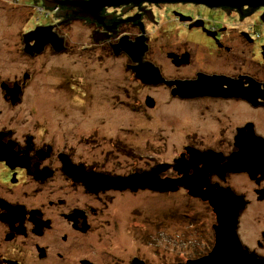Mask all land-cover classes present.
Masks as SVG:
<instances>
[{"label":"flooded vegetation","instance_id":"af4514ba","mask_svg":"<svg viewBox=\"0 0 264 264\" xmlns=\"http://www.w3.org/2000/svg\"><path fill=\"white\" fill-rule=\"evenodd\" d=\"M19 7L33 23L21 35L24 49L35 31L49 43L39 54L13 50L7 61L0 50V264H149L142 229L136 228L133 246L115 245L109 234L117 224L109 207L119 196L142 191L100 183L90 189L86 179L129 178L155 168L118 173L105 161H86L82 121L75 140L60 110L52 114L53 102L31 94L40 86L38 60H66L74 50L85 53L88 63L69 78L65 101L82 91L84 103L86 87H92L88 96L99 91L92 66L102 57L108 73L128 81L127 96L133 82L169 93L166 101L146 94L145 100H154L149 109L167 106L178 124L175 133L184 134V125L195 132L179 142L175 159L166 163L172 177L166 178H199L207 196L210 189L237 196L243 255L264 264V0H0L6 23L0 32L16 33ZM75 24L83 30L77 48L69 40ZM21 52L28 65L23 76ZM137 75H150L151 83ZM178 189L192 197L185 186ZM213 239L209 252L190 259L208 256L216 233ZM195 245L191 240L183 252L195 254Z\"/></svg>","mask_w":264,"mask_h":264},{"label":"rangeland","instance_id":"374dc122","mask_svg":"<svg viewBox=\"0 0 264 264\" xmlns=\"http://www.w3.org/2000/svg\"><path fill=\"white\" fill-rule=\"evenodd\" d=\"M15 15L16 20H13L12 28H15L16 33L10 36L0 32V50H5L6 61L13 59V50L24 49L21 35L33 24L26 21L27 17L20 7L15 9ZM3 24L6 23L1 19V28ZM82 31L78 24L69 28L71 34L69 40L75 48L80 46ZM87 59L85 53L74 50L66 60L51 56H47L41 61L38 60L36 80L40 86L37 87L36 92L31 94L53 102L52 114L56 115L58 110L55 108L60 110V118L66 121L67 129L73 131L75 140L78 124L82 121L80 132L85 139L82 148L86 161L90 163L96 160L105 161L108 165L107 168L118 173H122L130 167L135 172V170L147 167L156 169L163 166L164 169L162 168L163 171L160 173L161 179L172 177L171 172H167L166 163L173 162L178 153L179 142L190 138V136L193 137L195 131L189 125H184L182 130L184 134L175 133L173 128H176L178 124L174 115L172 117V112L168 111L169 107L164 106L163 111H151L146 103L149 98L146 100L144 98L146 94L150 93L154 97H158L159 100L166 101L169 93L163 89L144 88L145 90H143L141 86L133 82L131 87L133 95L130 93L131 95L127 96L125 88L129 87L128 81H119L121 77L119 73L117 76L113 75L110 70L108 73V66H105L107 60L102 57L99 58L101 61H95V63L93 61L94 65L92 66L97 68V78L93 85L98 86L99 91L93 96H88V88L92 90V87H86L84 103L80 100L82 91L74 94L73 101H65L62 94L69 91V78L76 79V69L81 65L86 66ZM19 60L23 76L28 67L23 52L20 53ZM138 87L143 92H140L139 95L136 92ZM122 100L126 103H123ZM161 113L165 114L164 119L163 114L161 119ZM183 143L185 144L187 141L184 140ZM157 164L159 165L156 167ZM137 174L142 173L135 172L132 176ZM144 181L149 184L152 180L144 178ZM138 190L142 193L139 195L132 193L133 195L130 197L119 196L114 205L112 204L113 207H109L117 222L115 229L113 227L109 229L110 237L114 240L115 245L125 241H130L132 246L135 245L137 238L134 232L138 228L142 229L146 239L145 257L149 264H177L180 261L181 264H186L189 261L201 259V257L190 259L191 257L206 254L211 250L213 246L210 241L215 238L213 226L217 224V217L200 197H188L184 192L177 193L179 189L176 192H161L149 187H140ZM136 192L134 191V193ZM118 203L119 205L116 207ZM125 203L127 207L123 210L122 206ZM191 240L196 244L194 246L196 252L189 255L183 250ZM186 258L188 261H183Z\"/></svg>","mask_w":264,"mask_h":264},{"label":"water","instance_id":"95a60500","mask_svg":"<svg viewBox=\"0 0 264 264\" xmlns=\"http://www.w3.org/2000/svg\"><path fill=\"white\" fill-rule=\"evenodd\" d=\"M36 41L34 47H30V42ZM48 41L43 38H40L38 32H34L25 38L26 52L30 54H39L45 47L48 45ZM61 48L64 49V42L60 43ZM150 70V69H148ZM151 71V70H150ZM137 72V71H136ZM151 76H155V73H149ZM149 76H139L144 83L150 84L148 78ZM163 82L161 78L159 82H156L155 85H158ZM147 105L150 108L154 107V100L149 98L147 100ZM166 166V165H164ZM163 166L152 170L149 173L137 174L129 178H108L101 175L93 176L89 179H86L87 184L91 187L95 184L110 185L116 188H131L134 191H137L140 187L142 188H152L159 191H172L176 192L178 190V184L180 186H185L189 191L190 195L194 197H200L204 202H209L214 214L217 217V225H215L214 230L216 233V246L213 251L206 257H203L199 260L189 261L186 264H252L251 261H247L243 255V247L238 236V223L240 216V200L235 195L225 194L226 191H220L221 193H215L212 189L209 191L207 196L199 186L200 180H196L194 177L182 179L178 183L173 180L164 179L160 177V173L163 171ZM144 178H149V180L157 181L150 182L149 184L144 181ZM108 187V186H107Z\"/></svg>","mask_w":264,"mask_h":264},{"label":"bare ground","instance_id":"6f19581e","mask_svg":"<svg viewBox=\"0 0 264 264\" xmlns=\"http://www.w3.org/2000/svg\"><path fill=\"white\" fill-rule=\"evenodd\" d=\"M204 203L207 204L210 208H212L209 202H204Z\"/></svg>","mask_w":264,"mask_h":264}]
</instances>
